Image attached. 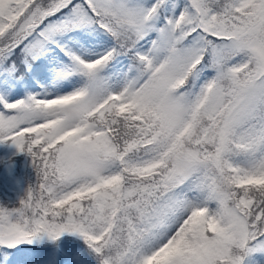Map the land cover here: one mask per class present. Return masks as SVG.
<instances>
[{
    "label": "trees",
    "instance_id": "1",
    "mask_svg": "<svg viewBox=\"0 0 264 264\" xmlns=\"http://www.w3.org/2000/svg\"><path fill=\"white\" fill-rule=\"evenodd\" d=\"M37 1L45 7L58 0H0V221L22 236L16 243L0 241V264H137L140 249L156 236L168 214L180 207L183 179L178 174L170 176V170L177 156L190 150L199 162L194 176L199 186L191 188L193 207L148 264H179L202 256L209 264H264V164L253 138L255 133V137L264 135V102L235 124L227 142L230 149L221 155L217 151L232 79L254 76L255 59L249 47L226 49L224 58L216 57L221 40L241 35V19L246 16L259 17L264 32V9L254 14L262 0H244L243 6L238 0H144L143 13L157 12L159 22L166 20V13L176 17L171 22L172 40L161 54L164 61L175 48H193L191 55L178 60L170 87L197 90L198 74L204 70L212 73L213 84L222 85V103L212 110L205 100L188 125L186 116L172 122L160 98L151 92L128 90L132 67L143 71L153 60V38L145 49L136 47L154 30L131 24V10L70 0L44 16L30 32L14 33ZM76 1L88 6L89 15L73 12ZM199 6L210 7V26L199 21V11L190 12ZM80 39L104 44L108 51L102 72L110 82L122 81L123 89L80 111L73 126L60 128L62 116L51 105L63 100L39 98L49 92L62 93L59 86H44V80L51 81L57 71L60 81L77 89L74 93L85 90L98 62L73 68L78 60L67 45ZM237 53L236 70L219 72V63L225 66ZM52 57L58 61L54 69ZM124 59L128 64L122 76ZM159 74L156 68L153 79ZM9 95L15 96L8 100ZM19 103L45 112L36 123L20 124L12 121ZM70 141L93 150L110 167V177L103 180L98 173L85 174L76 181V163L63 152ZM157 150L163 152L159 163L134 168L146 158L158 157ZM216 152L218 162L213 160ZM232 153L257 157L250 180L239 182L230 176L224 158ZM230 208L242 214L244 238L226 219ZM65 239L73 243L68 249L62 245Z\"/></svg>",
    "mask_w": 264,
    "mask_h": 264
},
{
    "label": "rangeland",
    "instance_id": "2",
    "mask_svg": "<svg viewBox=\"0 0 264 264\" xmlns=\"http://www.w3.org/2000/svg\"><path fill=\"white\" fill-rule=\"evenodd\" d=\"M70 0H58L49 6L43 7L40 5V1H37L30 5L28 12L22 17L17 24L14 33L30 32L33 26L37 25L40 20L47 14L53 12L57 8L65 5ZM96 1L97 5L103 3L110 5L111 7L126 12L132 11L131 24H138L142 27H150L154 31L147 38L146 41L139 44L137 49H145L146 43L149 39L153 41V60L152 64L145 68L143 71L139 66L132 67L134 69L133 76L131 77L128 85V90L141 91L149 93L151 92L154 96L160 98L162 107L170 115L172 122H180L186 118V125L192 120L193 114L198 106L207 101L210 109L214 110L217 108L223 100L222 85L220 83L213 84L212 73L208 70L200 72L197 77V81H200V85L197 90L178 91L172 89L171 81L172 75L177 71L178 60L184 56L191 55L193 48L191 46H183L175 48L168 56L167 60H163L161 54L165 48V45L172 40V29L171 22L176 17L172 14L166 13V20L159 22L157 19V12L145 14L144 0H92ZM238 4L241 6L246 4V1L238 0ZM200 8V9H199ZM197 9L191 8L190 12H198L199 21L204 22V25L210 26L207 22L210 18L211 9L206 6H199ZM259 9H264V0L260 3L259 7L254 8V14ZM73 12L81 14L83 16L89 15V8L82 1H76L73 6ZM169 14V15H168ZM206 16V17H205ZM250 15L241 19V30L242 33L239 36H228L221 40L220 48L216 52V57L224 58L226 49L240 50L243 47H249L254 59L255 67L253 69L254 76L249 77H234L232 79V96L229 99V103H226V109L223 112V118H221V127L219 133V140L217 143V151L221 154L226 152V149H230L227 145L229 136L234 133V126L236 123L243 122L247 117L253 115L258 109V105L264 102V32L261 31L262 26L260 25V18ZM206 26V27H207ZM261 28V29H260ZM243 34V35H242ZM67 49L70 53L75 56L78 60L73 68L75 67H91L95 62H98L91 78L88 81L84 91H80L78 94H73L75 87L67 82L60 81L61 74L57 71L55 77L47 82L44 80V86L52 84L54 87H58L59 95L55 96L53 92H49L43 99L44 102L52 100H63L59 104H52L51 108L54 113L59 112L62 116L60 128H69L73 126V123L78 119L80 111L96 106V104L102 100V98L116 95L123 88L122 81L115 80L110 82L109 79L102 72L103 63L102 60L107 54V49L103 43H91L85 39L70 40ZM239 54L233 55L227 63H219V72L223 68H227L229 72H233L236 69L235 61ZM58 61L56 57L51 58V69L56 68ZM127 60L124 59L121 62L120 70L122 76L124 75V69L127 66ZM160 68V74L152 77V72L155 69ZM234 76V74H233ZM62 79V78H61ZM148 84V85H147ZM77 86L78 84L75 83ZM15 95H9L8 100L12 99ZM117 106H120L119 101L116 102ZM45 110L41 107H31L24 103H19L15 106V113L12 116V121L19 122L20 124L28 125V122L36 123L40 120L39 115L43 114ZM32 117H34L32 119ZM257 129L260 131L261 126ZM261 132V131H260ZM256 133L253 134L255 143L259 148V154L264 164V135L261 133L260 137H255ZM64 155L74 160L76 163V181H81L83 176L99 174L103 180L110 177V167L104 162V160L97 157L96 153L89 149L86 144L83 146L76 145L73 142H69L64 150ZM216 152L213 156V160L218 162L219 155ZM156 154L158 157L151 159L146 158L144 163L140 166L135 165L134 168H147L154 166L159 163L162 159L161 150H157ZM256 156H247L243 153H232L225 155L224 164L227 169L231 170V177L238 180L239 182L250 180L252 177L251 169L257 162ZM199 162L197 159L196 152L190 150L184 154H179L176 158L174 167L170 170V176L179 175L181 176L182 183L180 185V199L177 211L170 212L166 217L165 221L161 225L160 230L156 236L138 252L139 260H134L135 263L142 262L148 264L157 253L162 250L171 236L183 223L184 218L188 216L193 207V192L192 186L198 187V182L195 181L196 168ZM118 167V166H117ZM226 219L231 224L232 228L238 232L239 238H244L246 234V223L242 217V214L237 210L230 208L226 213ZM12 225L8 222L0 221V241L5 243H16L22 239L20 234L12 232ZM16 231V229L14 230ZM92 239H96L97 236L94 233L88 234ZM72 241L63 240L62 245L67 248ZM68 249V248H67ZM133 261V262H134ZM175 261H177L175 259ZM179 264H209L207 258L202 256L200 258L194 257L189 262H180Z\"/></svg>",
    "mask_w": 264,
    "mask_h": 264
}]
</instances>
